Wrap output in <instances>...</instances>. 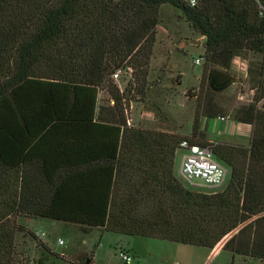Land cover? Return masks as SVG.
<instances>
[{"label":"trees","instance_id":"16d2710c","mask_svg":"<svg viewBox=\"0 0 264 264\" xmlns=\"http://www.w3.org/2000/svg\"><path fill=\"white\" fill-rule=\"evenodd\" d=\"M162 5L203 37L202 78L242 51L261 56L251 102L229 116L252 126L249 148L212 149L231 172L221 193L173 176L181 140L201 146V120L225 117L211 91L188 138L128 127L113 85L112 105H98L126 59L147 65ZM16 218L206 250L244 224L223 249L264 261V0H0V264H15Z\"/></svg>","mask_w":264,"mask_h":264},{"label":"rangeland","instance_id":"374dc122","mask_svg":"<svg viewBox=\"0 0 264 264\" xmlns=\"http://www.w3.org/2000/svg\"><path fill=\"white\" fill-rule=\"evenodd\" d=\"M200 37L192 31L179 10L170 5L159 7L158 24L147 65L136 57L131 60L126 59L119 65L123 68L130 66L136 83L140 85L141 98L133 104L129 113L134 127L188 138L191 132L188 135L187 128L191 126L192 131L194 116L200 112V108L196 109L197 104L208 95L206 92L213 93L214 102L224 109L225 116H230L238 105L251 102L254 95L251 78L255 77L254 72L261 62V56L250 51H242L233 58L236 62L232 60L225 69L227 74L234 77L233 82L222 90L213 91L206 76L205 79L202 78L204 70L210 65L203 58L204 39L199 44ZM196 59H200L199 64H195ZM106 62L109 63V60ZM217 67L219 66H214L213 69ZM249 69L252 77L248 76ZM126 75L123 73L122 78ZM122 80H124L122 86H126V79ZM112 85L108 81L100 86L97 94L99 106L112 105L109 95ZM145 113H152L153 117L147 118ZM198 143L201 146L213 143V147L216 143L227 144L245 150L250 145V142L245 146L213 142L207 135L205 140H198ZM180 155L181 152L178 151L176 161L174 158L173 176L182 188L201 194L221 193L225 190L231 180L229 167L215 158L216 162L226 170L225 180L216 189L205 188L199 181H192L189 184L183 180L178 171ZM25 219H15V224L23 229L15 236V264H36L39 259L46 264H92L89 259L93 252H95L92 258L93 264H122L118 256L119 252L131 256L130 264H264L259 258L237 255L227 249L224 250L223 246L227 241L221 242L223 239L215 245L216 247L221 244L218 251L209 258L208 251L198 247L99 231L82 236L76 225L36 219L26 222ZM243 226L244 224L239 226L238 231ZM38 231L42 233L40 238L37 235ZM58 239L63 241V245H58ZM99 243L101 246L97 247ZM42 246L49 251H45ZM61 254L63 256H60Z\"/></svg>","mask_w":264,"mask_h":264},{"label":"built area","instance_id":"2783aa9c","mask_svg":"<svg viewBox=\"0 0 264 264\" xmlns=\"http://www.w3.org/2000/svg\"><path fill=\"white\" fill-rule=\"evenodd\" d=\"M188 5L193 7L197 4V0H186ZM200 59L195 60V64H199ZM127 74L122 78V74ZM111 82L116 88L120 96L122 97V105L124 109V116L126 125L133 127L129 113L132 106L135 103L133 98H136L135 88L136 81L133 75V69L130 66L123 68L119 66L110 75ZM122 79H126V86H122ZM129 87L130 92H126V88ZM147 118H152V113L144 114ZM222 120V118H220ZM213 143L208 146H199L191 144L188 140H181L178 145V151H182L181 163L179 168V174L187 183L192 181H199L205 188L216 189L220 187L226 176V170L220 164L216 162L212 154ZM58 245H63L61 239L57 240ZM60 256H63L62 254ZM122 264H130L132 258L129 254L119 252L118 254ZM32 264V263H29Z\"/></svg>","mask_w":264,"mask_h":264},{"label":"crops","instance_id":"0c3cea01","mask_svg":"<svg viewBox=\"0 0 264 264\" xmlns=\"http://www.w3.org/2000/svg\"><path fill=\"white\" fill-rule=\"evenodd\" d=\"M202 39H203V37H200V39H198L199 44H201ZM233 62H236V61L233 60ZM220 118H222V120ZM201 128L205 129L206 135L210 141H213V142L218 141V142H223V143H228V144L233 143V144H237V145H241V146H243V145L245 146L247 143H249L250 139H251V135H252V126L251 125L243 124V123H237V122L233 121L229 116L213 118L210 120H201ZM187 129H188V132H186V133L189 135L191 132V126ZM167 133H173V132H167ZM177 152L175 154V161H176ZM180 152H181V155H180V160H179V168H180V163H181V156L183 155V152L182 151H180ZM179 168H178V171H179ZM25 220H26V222H29V221H32L33 219L26 218ZM36 220L46 221L44 219H36ZM47 221H49V220H47ZM49 222H56L57 223L58 221H49ZM58 223H62V222H58ZM93 231L104 232L102 230H93ZM93 231H91L89 234H91ZM104 233H108V232H104ZM89 234L82 235V236H88ZM112 234H114V233H112ZM37 235L40 238V236H42V233L40 231H38ZM116 235H118V234H116ZM149 240H156V239H149ZM159 241H161V240H159ZM164 242L172 243V242H168V241H164ZM174 244H176V243H174ZM177 245H180V244H177ZM100 246H101V244L99 243L97 245V247H100ZM97 247H94V248H97ZM202 249H204V248H202ZM207 251H208L207 257L210 258V257L215 255L214 249L207 250ZM51 252H53V251H51ZM94 253L95 252L92 253L91 258L89 259L92 262V264H93L92 258H93Z\"/></svg>","mask_w":264,"mask_h":264},{"label":"water","instance_id":"95a60500","mask_svg":"<svg viewBox=\"0 0 264 264\" xmlns=\"http://www.w3.org/2000/svg\"><path fill=\"white\" fill-rule=\"evenodd\" d=\"M233 80L234 77L227 74L222 66H219L216 69H210L207 74L208 84L213 91L224 89L227 85L231 84ZM237 231L238 229L226 235L223 238L224 242L228 241L235 233H237Z\"/></svg>","mask_w":264,"mask_h":264},{"label":"bare ground","instance_id":"6f19581e","mask_svg":"<svg viewBox=\"0 0 264 264\" xmlns=\"http://www.w3.org/2000/svg\"><path fill=\"white\" fill-rule=\"evenodd\" d=\"M221 242L224 243V240H222ZM220 245H221V244H218V245L214 248V252H217V251H218V249L220 248Z\"/></svg>","mask_w":264,"mask_h":264}]
</instances>
